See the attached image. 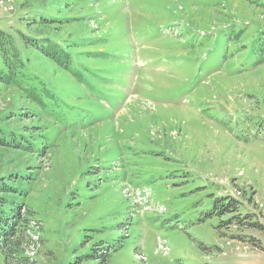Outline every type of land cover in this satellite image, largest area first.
Here are the masks:
<instances>
[{
  "label": "rangeland",
  "instance_id": "rangeland-1",
  "mask_svg": "<svg viewBox=\"0 0 264 264\" xmlns=\"http://www.w3.org/2000/svg\"><path fill=\"white\" fill-rule=\"evenodd\" d=\"M42 1L0 0V28ZM97 1L89 36L58 32L68 71L26 69L47 154L0 148L1 174L38 167L28 264H264V0ZM19 94L0 84V114Z\"/></svg>",
  "mask_w": 264,
  "mask_h": 264
},
{
  "label": "trees",
  "instance_id": "trees-1",
  "mask_svg": "<svg viewBox=\"0 0 264 264\" xmlns=\"http://www.w3.org/2000/svg\"><path fill=\"white\" fill-rule=\"evenodd\" d=\"M72 1L75 3L68 9L63 7V0H43L40 3L31 4L27 7L26 14L34 12L39 16L38 19L29 16L19 17V19L24 20L26 27L24 32L13 27L9 29L0 28V84L15 87L20 93L19 99L23 104L19 110L14 111L11 109L4 114H0V148L2 149L25 152L33 154L34 157L47 154L46 149L49 146L47 137L41 134L44 128L41 129L38 124V121H40L38 120V107L43 102L41 95L37 93L30 94L27 87L28 83L25 81L27 79L26 69L31 66L34 60L50 61L61 71L70 69L72 54L68 49L71 44L63 45L61 39L64 41L70 39V42H72L73 37L70 36L71 33L67 37H59L58 32L62 24L70 25L75 29L85 26L83 31H87L89 36L93 30H89L87 20H89L90 13L94 11L95 3H98L97 0H92V2H87L89 0ZM85 4L89 6L86 7ZM74 7H77L82 15L79 17L69 16L70 10ZM105 10L103 9V11ZM75 21L80 22L77 25L74 23ZM107 32L115 34V41L121 35V32L117 29L114 31L108 30ZM86 53L90 52L86 51ZM30 74L33 76L29 80L40 79L35 71L32 70ZM46 89L48 90L47 87ZM29 100L32 103L27 106L25 103ZM25 120H28L29 124L24 123L19 127H12L15 121L22 122ZM34 123L35 125H33ZM37 133H39V138H34ZM96 162L99 165L92 166L95 171H91L90 166L85 170L86 174H89V172L92 175L98 174L94 176L93 183L90 181L91 184L103 183L104 181L100 174L101 167L104 166H101L103 162L98 159ZM96 167L100 169L96 170ZM30 168L32 169L30 174L20 171L18 173L13 171L0 173V249L5 264H28L30 262L26 248L34 243L30 233L34 230V227L30 225L29 221L35 215V211L28 206L25 200L27 191L21 187L23 183L27 184L32 179L31 173L38 167L31 166ZM86 174L85 177H87ZM87 179H89V176ZM88 181L87 183H89ZM91 184H89V187ZM99 256L97 250L86 255V257L93 259H98ZM104 261L105 258L100 262L103 263Z\"/></svg>",
  "mask_w": 264,
  "mask_h": 264
}]
</instances>
